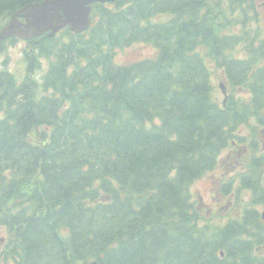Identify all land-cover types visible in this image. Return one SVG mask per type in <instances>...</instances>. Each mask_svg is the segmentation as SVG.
Returning a JSON list of instances; mask_svg holds the SVG:
<instances>
[{"label":"trees","instance_id":"trees-1","mask_svg":"<svg viewBox=\"0 0 264 264\" xmlns=\"http://www.w3.org/2000/svg\"><path fill=\"white\" fill-rule=\"evenodd\" d=\"M43 1L0 0V31L18 10ZM256 1L96 3L87 32L66 28L24 42L21 72L3 61L0 262L264 264L256 209L264 180L255 170L264 165L256 154L264 36L251 30ZM18 42L1 41L0 58ZM137 43L157 56L116 63L118 51ZM244 128L255 133L250 158L222 186L233 211L210 216L191 187L242 142Z\"/></svg>","mask_w":264,"mask_h":264},{"label":"water","instance_id":"water-1","mask_svg":"<svg viewBox=\"0 0 264 264\" xmlns=\"http://www.w3.org/2000/svg\"><path fill=\"white\" fill-rule=\"evenodd\" d=\"M114 1L45 0L27 5L12 15L8 25L0 32V42L12 38L31 40L45 34L53 37L65 27L75 33H83L92 23V5ZM222 89L226 94L224 86Z\"/></svg>","mask_w":264,"mask_h":264},{"label":"rangeland","instance_id":"rangeland-1","mask_svg":"<svg viewBox=\"0 0 264 264\" xmlns=\"http://www.w3.org/2000/svg\"><path fill=\"white\" fill-rule=\"evenodd\" d=\"M259 9H261L259 7ZM262 12V17L264 18V11L260 10ZM262 27H264V23H262ZM25 48L24 42H18L15 44H11L8 46L7 52H5L1 58H0V68L3 67V61L5 59H8V67L10 71L12 72H21L23 69V50ZM156 52L152 50V48L147 47L146 44L143 43H137L132 45L131 47L124 49L123 52L120 51V53L117 52L116 54V63L118 64H129L136 61H141L145 58L154 56H157V50L153 48ZM151 57V58H155ZM220 81L216 78L215 79V85L217 87V98L219 101L224 100V95L219 88ZM261 128V127H260ZM245 132V134H244ZM242 134L248 135L250 139H253L254 134H252L249 130L248 131H242ZM250 140V141H251ZM229 155V156H228ZM245 158H249V153L246 151ZM223 162L227 167H230V151H227L223 154L222 161H221V167L223 168ZM227 169V168H226ZM237 171H242L241 166H239V169ZM226 171H222V169L217 170L216 172L210 174L209 176H205L201 180L197 181L195 184L192 185L191 191L194 195L195 200L202 199V203L204 204V207L208 210H210V214L216 213L218 206L221 209V215L227 214L231 211H233V205L234 201L231 202L230 205H227L226 203H223L226 199H222V184L223 179L228 180L229 177L234 176V172L228 173L226 176H224ZM249 197V195H247ZM222 204V205H221ZM5 231L0 230V240L5 237ZM4 242H1V247L4 245ZM7 264V263H6ZM8 264H14L13 262H9Z\"/></svg>","mask_w":264,"mask_h":264},{"label":"flooded vegetation","instance_id":"flooded-vegetation-1","mask_svg":"<svg viewBox=\"0 0 264 264\" xmlns=\"http://www.w3.org/2000/svg\"><path fill=\"white\" fill-rule=\"evenodd\" d=\"M262 6V7H261ZM259 7L261 9H259ZM255 9L256 11L258 12V21H255L252 26H251V30L253 31H258L260 30L261 31V35L260 37L264 36V27H262V23H264V18L262 17V12L260 10H263L264 11V1L263 2H260V1H256L255 3ZM236 14V11L234 12V16ZM257 16V15H256ZM235 33H239L241 30L239 28H234L233 29ZM257 127V126H256ZM258 128V127H257ZM264 129V126L259 128L258 131H260V133H263L264 131L262 130ZM258 137H259V134H256ZM233 153L235 152L234 149L231 150ZM256 154L257 156L259 157V160L260 159H264V146H259L256 150ZM261 155H263V157H261ZM251 159H256L255 156H251ZM258 169H261V171L259 172V176L261 177V179L264 180V165L261 166V167H258ZM264 183L261 185L263 186Z\"/></svg>","mask_w":264,"mask_h":264},{"label":"bare ground","instance_id":"bare-ground-1","mask_svg":"<svg viewBox=\"0 0 264 264\" xmlns=\"http://www.w3.org/2000/svg\"><path fill=\"white\" fill-rule=\"evenodd\" d=\"M8 23H9V22H8ZM8 23H7L5 26L2 27L1 31H2V30L8 25ZM1 31H0V32H1Z\"/></svg>","mask_w":264,"mask_h":264}]
</instances>
